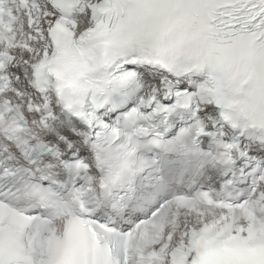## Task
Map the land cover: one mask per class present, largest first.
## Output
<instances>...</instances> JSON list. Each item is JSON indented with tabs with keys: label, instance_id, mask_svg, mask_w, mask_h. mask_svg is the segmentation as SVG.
Masks as SVG:
<instances>
[{
	"label": "snow or ice",
	"instance_id": "6c2138e0",
	"mask_svg": "<svg viewBox=\"0 0 264 264\" xmlns=\"http://www.w3.org/2000/svg\"><path fill=\"white\" fill-rule=\"evenodd\" d=\"M0 264H264V0H0Z\"/></svg>",
	"mask_w": 264,
	"mask_h": 264
}]
</instances>
